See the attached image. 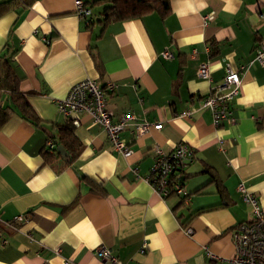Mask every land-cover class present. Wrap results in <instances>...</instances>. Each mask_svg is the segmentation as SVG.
Wrapping results in <instances>:
<instances>
[{
	"label": "crops",
	"instance_id": "crops-1",
	"mask_svg": "<svg viewBox=\"0 0 264 264\" xmlns=\"http://www.w3.org/2000/svg\"><path fill=\"white\" fill-rule=\"evenodd\" d=\"M81 1L90 7L87 20L75 15L74 0H26L24 8L0 0V56L10 59L20 91L33 93L27 101L38 118L27 121L15 108L0 127V231L7 242L0 264H108L94 255L103 247L119 264H230L232 233L252 217L239 184L264 211V63L251 62L264 48V0H170L163 20L149 14L105 27L100 14L109 3ZM164 51L172 58L162 59ZM205 62L209 80L198 77ZM227 65L240 69L241 91L231 119L215 126L200 101L222 84ZM86 79L115 86L107 94L113 120L131 113L162 128L122 132L131 150L123 157L83 114L73 130L76 158L69 162L59 144L47 154L45 141L66 123L55 101ZM5 106L13 104L1 89ZM188 109L191 116H178ZM179 142L193 151L181 177L188 204L162 199L141 180L153 148L169 153Z\"/></svg>",
	"mask_w": 264,
	"mask_h": 264
},
{
	"label": "built area",
	"instance_id": "built-area-1",
	"mask_svg": "<svg viewBox=\"0 0 264 264\" xmlns=\"http://www.w3.org/2000/svg\"><path fill=\"white\" fill-rule=\"evenodd\" d=\"M74 12L79 19L87 20L91 16L90 8L85 6L81 0H74ZM212 13L203 17V24L206 25ZM162 59L172 58V54L164 51L160 54ZM252 63L260 65L264 63V48L257 49ZM225 76L220 86L211 90V93L202 98L200 109L210 111L212 122L219 126L222 122L231 119V106L234 99L241 91V71L232 69L229 65L225 68ZM198 77L204 80L210 79L209 64L202 63L198 68ZM115 86L108 83L101 86L95 80L86 79L80 81L69 89L65 98L55 101L59 113L70 120L75 127L78 125L79 116L86 114L92 122L103 128L107 139L114 152L128 157L131 154L130 148L123 142L120 134L124 131H131L135 136L143 135L150 130H160L161 124H152L147 121H137L131 113L120 115L113 120L112 113L107 109V94L112 93ZM191 110L181 112L179 117L191 116ZM55 142L52 138L45 141L44 151L52 153ZM154 163L149 173L141 177L153 192L162 199L176 196L182 199L183 204H188L190 195L185 191L181 177L184 169L193 160V151L184 143H177L169 153H164L160 148L154 147ZM237 190L241 193L243 200L250 206L252 217L247 222L237 225L232 233L234 256L229 259L230 264H264V211L258 198L248 193L243 184H239ZM24 220L23 215L13 219V222L20 224ZM5 225L15 229V225L5 222ZM190 234L191 230L186 229ZM7 242L0 231V244ZM210 260L217 259L209 251L205 250ZM94 255L101 261L108 264H119L117 258L107 248H100Z\"/></svg>",
	"mask_w": 264,
	"mask_h": 264
},
{
	"label": "trees",
	"instance_id": "trees-1",
	"mask_svg": "<svg viewBox=\"0 0 264 264\" xmlns=\"http://www.w3.org/2000/svg\"><path fill=\"white\" fill-rule=\"evenodd\" d=\"M14 2H19L23 8L26 6V0H9L8 3L11 4ZM105 2L109 4L103 8L100 14L102 27H105L111 22L141 18L149 14H156L163 20L170 14V0H97L95 3ZM92 57L98 67V58L93 53ZM18 82L19 78L10 64V59L6 56H0V90H8L13 104V107H0V127L14 113L15 108L25 120L33 123L38 122L37 116L27 101V96L33 95V93H22L18 87ZM73 130L74 126L71 124V121L66 120L64 125L57 127L56 135L50 137L64 149L69 162L76 158L81 148ZM203 173L209 175L210 183L217 182V177L211 168H206Z\"/></svg>",
	"mask_w": 264,
	"mask_h": 264
},
{
	"label": "water",
	"instance_id": "water-1",
	"mask_svg": "<svg viewBox=\"0 0 264 264\" xmlns=\"http://www.w3.org/2000/svg\"><path fill=\"white\" fill-rule=\"evenodd\" d=\"M55 145H56V142H55ZM57 151L59 152V153H62V155H64V156H66L67 157V154H66V152H64V150H63V148L62 147H57Z\"/></svg>",
	"mask_w": 264,
	"mask_h": 264
},
{
	"label": "rangeland",
	"instance_id": "rangeland-1",
	"mask_svg": "<svg viewBox=\"0 0 264 264\" xmlns=\"http://www.w3.org/2000/svg\"><path fill=\"white\" fill-rule=\"evenodd\" d=\"M88 7V6H87ZM90 8V7H89Z\"/></svg>",
	"mask_w": 264,
	"mask_h": 264
}]
</instances>
